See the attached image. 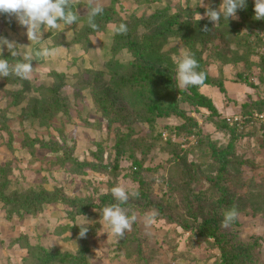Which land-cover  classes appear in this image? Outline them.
<instances>
[{
  "label": "rangeland",
  "instance_id": "obj_1",
  "mask_svg": "<svg viewBox=\"0 0 264 264\" xmlns=\"http://www.w3.org/2000/svg\"><path fill=\"white\" fill-rule=\"evenodd\" d=\"M91 2L105 7L110 5L111 0H91ZM89 3L90 0H73L80 16H85ZM208 8V0H161L159 2L144 1L140 4L135 0H119L117 6L126 20L149 19L157 12L166 9H169L171 14L184 13L185 10L194 12L197 10L193 19L204 20L208 19L205 15ZM12 19L15 23L14 29L7 28L0 21V37L14 43L19 53L16 57L22 59L25 53L32 54L34 48L38 46L28 40L26 27L19 25L14 16ZM233 19L238 18L235 16ZM81 26L82 24L77 25L74 29L61 26L52 31L63 33L64 40L69 42L73 39L74 31H78ZM113 29V25H108L104 31L85 39L81 45L71 44L62 47H54V40L49 32H42V39H45L44 46L55 48L56 51L47 60H35L34 58L33 71L30 79L27 80L32 89L20 107L11 108L5 113L6 128L0 126V166L11 168V188L14 190L51 191L59 189L68 199H90L93 204H99L103 196L110 193V187L117 184L126 191L137 193L138 185L130 178V175L136 172L134 160L137 159L143 162L142 175L150 186L153 199L160 200L168 189L167 183L171 181L177 184L178 192L176 191L174 196L170 197L171 203H175V206L168 207L169 213L175 218L176 211L186 215L187 213L181 210V199L185 195L193 190L196 192L215 190L213 179L216 178L218 167L216 165L212 170H208L207 166L202 163L203 146L200 144L204 145L211 141L218 148H223L228 145L229 137L216 130L208 119L210 116L208 110L199 108L196 110L186 102L180 103V108L185 111L186 115L198 122L202 136H204V141L198 144V139H191L187 133L183 135H171L169 131L165 133V136L168 134L172 136L173 142L180 144V148H183L181 150L187 151V162L197 166V172L192 173L191 171V176L186 177L181 172L179 176V171H177L179 168L182 171V168L178 167L180 155L170 151L163 143L153 145L149 127L147 124L137 123L127 105H121V103L114 105L118 108L117 111L122 118L108 127V121L96 109L92 90L81 89L78 84L82 76L86 80L89 79L88 70H94L99 74L102 73L99 89H106L111 78L108 65H114L115 62L125 64L130 61L131 56L127 51H122L115 57L111 55ZM258 34L264 39L263 32L259 31ZM83 45L85 48L82 47ZM258 49L259 53L264 55V45L258 46ZM163 52L166 60L169 59L167 55L171 56L172 60L170 63L167 62V65L175 79L176 63L182 59V53L189 54V51L181 41L171 39ZM8 53L10 52L7 47L0 45V54ZM212 55L209 52L202 55L204 66L211 80H222L226 95L222 94L216 86H204L200 92L213 101L222 119L231 116L243 117L242 107L245 104L264 99V75L261 74V68L258 65L259 57L250 58L248 62L255 66L249 69L247 62H242L237 66L223 65L222 61H218L217 57ZM53 72L63 73L65 76V85L59 94V99L65 108L62 112L51 111L47 126H42L37 119L29 116L22 119L21 111L28 105V99L39 96L33 87L53 86L54 80L51 78ZM240 75H243L247 83L241 81ZM15 78L13 76L0 77V112L11 104L13 98L10 93L22 90L23 86L12 82ZM262 121L264 119L261 116L260 121H255L256 124L252 129L248 131L245 129L236 147V154L241 165V177L247 183L245 184L242 180L239 186L230 181L224 183L242 198L248 195L250 180H253L256 185L264 183ZM159 123L174 129L180 126L183 120L170 117L160 120ZM132 132H134L132 140L137 142L123 158L117 180L111 178L108 173L88 171L86 175H76L71 172L72 166L69 162L66 161L64 165H61L66 154L80 161H93L92 153L97 151L98 142L103 144L104 161H111L114 157L113 146L117 135L124 137ZM27 140L29 144L34 145L35 156L30 153V146L25 145ZM40 142L56 147L57 152L42 149ZM210 162L212 163V160ZM67 210L63 205L52 204L45 206L37 216L27 215L24 219L16 217L9 221L0 203V264H26L24 259L28 254L16 243L18 239L28 241L31 245H41L47 249L75 253L77 242L71 237V231L66 233L64 228L68 225L69 227L77 226L75 225L77 223H86L87 227L96 228L89 242L92 264H137L133 259H129L126 252L121 249L122 237L117 238L112 235L102 218L94 221V217L81 216L70 220ZM151 213L154 212L135 214L138 241L142 244L143 252L147 254V259L151 264H215L218 259L220 260L219 249L216 245H212L214 242L212 239L211 244L198 242L192 231H186L178 223L162 220L154 213L152 223L146 226L144 217ZM229 231L235 234V244L255 248L253 251L255 261L250 264H264V214H254L249 209L247 214L238 216V224L229 228ZM27 263L35 264L33 261Z\"/></svg>",
  "mask_w": 264,
  "mask_h": 264
},
{
  "label": "trees",
  "instance_id": "obj_2",
  "mask_svg": "<svg viewBox=\"0 0 264 264\" xmlns=\"http://www.w3.org/2000/svg\"><path fill=\"white\" fill-rule=\"evenodd\" d=\"M144 1L159 2L161 0H135L140 4ZM209 8L219 10L221 0H208ZM254 0H246L244 8L237 9L235 16L238 18L229 20L221 18L215 22L208 19L194 20L193 16L197 10H185V12L170 13L169 9L157 12L149 19L139 18L134 20H126L122 17L117 9L119 0H111L109 6L103 7L104 11L97 16L95 23L97 27L92 29L87 23V17L80 16L73 4V11L77 12L78 20L71 26L81 25L78 31H74L72 41H65L63 33L50 30L49 35L54 40V47H62L66 45H81L88 37L102 32L108 25H113L114 29L123 23L126 25L127 31L124 33H116L113 29V45L111 55L118 56L122 51H127L131 59L127 63L115 62L114 65H108L110 72L109 86L106 89H99L102 82V73L88 70L89 79L83 76L79 79L78 86L81 89H91L93 92V100L96 103V109L104 119L108 121V127L122 118L118 108L114 107L117 103L127 105L129 111L140 124H147L150 129V138L153 145L163 143L173 153L180 155L178 167L179 176L183 173L188 177L193 172H197V166L187 162V151L181 150L180 144L173 142L171 135H183L187 133L190 138L198 139V144L203 140L198 122L188 117L180 108V103L186 102L196 110L206 109L210 112L209 121L214 125L216 130L224 133L229 137L228 145L218 148L211 141L201 143L203 146L201 156L202 163L207 166L208 170H212L217 165V174L214 178V191L200 190L192 191L185 195L182 199L181 210L186 215L176 211L177 215H171L168 207L175 206L171 203L174 193L178 192V186L171 181L167 183L168 189L160 200H154L150 193V186L142 175V161L134 160L136 172L130 175L131 181L138 185V195L133 196L125 204L119 206L125 210L129 216L154 212L160 216L162 220L178 223L186 231H192L198 242H206L216 245L220 252V260L215 264H250L255 261L253 256V246H241L235 244L234 236L229 228L238 224V216L247 214L249 209L254 214H264V183L256 185L250 180L248 187V195L244 198L232 192L224 183L230 181L240 185L241 165L236 154L238 140L244 131H248L254 127L255 121H260L261 116L264 119V99L259 102L245 104L242 109L243 122L240 126H231L226 119H222L220 113L215 107L213 101L200 92L204 86H216L222 94L226 95V88L221 81L211 80L204 66L202 55L206 52L211 53L213 57H217L221 64H232L237 66L242 62H247L250 69L255 64L248 62L251 57H259V66L261 74L264 75V55L259 53L258 46L264 45V39L259 37L258 32L264 33V20H256L254 18ZM208 8V9H209ZM13 16L7 14L0 15V21L9 29H14L15 23ZM207 27V31H204ZM76 30V29H75ZM244 31V32H241ZM179 40L187 47L189 54L197 61V72L204 74L202 86L187 85L185 88L177 86L173 74L168 70L171 62V56L165 59L163 49L168 45L170 40ZM218 45V46H217ZM82 47L85 48V45ZM219 47V48H218ZM0 59H8L9 63H15L20 57H12L10 53L2 55ZM206 65V64H205ZM51 78L54 84L51 87L34 86V91L38 93V97L28 99V105L21 111L22 119H37L42 126L49 125V115L51 111L62 112L65 108L59 99V94L65 85V76L63 73L53 72ZM242 82L247 83L243 75H240ZM11 80V79H10ZM92 81V82H91ZM13 83H19L22 90L10 93L13 100L5 110L0 112V126L5 127L6 115L11 108H18L22 102L26 100L28 92L32 89L27 80L15 78ZM252 85V84H251ZM253 86V85H252ZM114 95H117L114 97ZM111 100V103H110ZM113 105V106H112ZM170 117H178L183 123L176 128H170L161 125L160 120ZM258 119V120H257ZM242 128V129H241ZM241 129V130H240ZM246 129V130H245ZM264 129V121H262L261 130ZM170 132L165 136L166 132ZM133 133L124 137L117 135L116 142L113 146L114 157L111 161H104V148L101 142L97 143V151L92 153L93 161H80L66 154L61 161V165L69 162L72 166L71 172L76 175H86L88 171L93 173H108L114 180L120 175V164L126 153L131 151L137 142ZM165 139V140H164ZM42 149H49L57 152L56 147H52L45 142L39 143ZM29 145L30 153L35 156L36 150L34 145L29 144V140L25 143ZM212 160V163L210 162ZM142 162V163H141ZM139 169V172H137ZM141 170V172H140ZM192 171V173H191ZM11 168L0 166V203L7 220L12 218L24 219L27 215L37 216L43 211V208L52 204H60L68 210L70 220L78 217H94V221L102 218L101 210L106 206L117 204L110 193L103 196L99 204H93L89 199H68L62 195L59 189L51 191H43L36 189H28L17 191L11 188L12 181L10 179ZM174 180V179H173ZM243 181V180H242ZM245 184L247 181H243ZM187 186V185H186ZM185 186V187H186ZM190 189V186H189ZM189 191V190H188ZM183 208V209H182ZM235 209L237 218L227 227L222 224L224 213L227 210ZM92 210V213L90 211ZM186 216V217H184ZM136 219L132 223L131 229L126 231L122 237L120 247L126 252L129 259H133L137 264H151L147 259V254L143 252L142 244L137 237ZM95 227H88L85 237L78 236L79 226H66L64 232L71 231V237L77 242L75 253L61 252L58 249H47L41 245H31L28 241L16 240L23 250H26L28 256L24 261H33L35 264H92L90 256V240L95 232Z\"/></svg>",
  "mask_w": 264,
  "mask_h": 264
},
{
  "label": "clouds",
  "instance_id": "obj_3",
  "mask_svg": "<svg viewBox=\"0 0 264 264\" xmlns=\"http://www.w3.org/2000/svg\"><path fill=\"white\" fill-rule=\"evenodd\" d=\"M246 0H223L219 10L209 8L205 15L210 21H219L221 18L229 20L230 17L235 18L237 9L244 8ZM86 17L89 27L95 29L97 27L95 19L104 11L99 3H90L86 7ZM254 18L256 20H264V0H255ZM14 16L19 25L26 27V35L28 40L37 45L32 54L25 53L22 59L10 64L8 59H0V77L13 76L21 80H28L33 71L32 61L47 60L55 54V48L44 46L42 32L57 30L61 26H71L78 20L77 12L73 11V0H0V15ZM205 27L204 31H207ZM116 33H124L127 31L126 25L121 23L114 29ZM0 45L6 46L12 57H16L19 53L14 47V43L9 42L6 38L0 37ZM197 61L194 57L187 53H182V59L176 63L175 80L178 87L187 85L202 86L204 74L197 72ZM111 195L117 204L106 206L101 210V217L109 228L112 235L117 238L123 237L126 231L131 229L132 223L135 221V215L129 216L125 213L119 204H125L131 196L138 193L126 191L117 184L112 187ZM154 213L146 214L144 217L145 225H150L154 218ZM237 218V211L233 208L224 213L222 224L227 227ZM79 226L78 236L85 237L88 232L86 223H77Z\"/></svg>",
  "mask_w": 264,
  "mask_h": 264
},
{
  "label": "built area",
  "instance_id": "obj_4",
  "mask_svg": "<svg viewBox=\"0 0 264 264\" xmlns=\"http://www.w3.org/2000/svg\"><path fill=\"white\" fill-rule=\"evenodd\" d=\"M243 117L242 116H231V117H226V121L231 125V126H240L243 122Z\"/></svg>",
  "mask_w": 264,
  "mask_h": 264
}]
</instances>
